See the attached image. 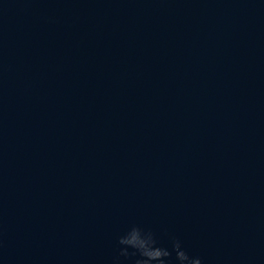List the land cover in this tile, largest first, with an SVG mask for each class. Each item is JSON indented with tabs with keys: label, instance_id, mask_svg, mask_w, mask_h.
Returning a JSON list of instances; mask_svg holds the SVG:
<instances>
[{
	"label": "water",
	"instance_id": "water-1",
	"mask_svg": "<svg viewBox=\"0 0 264 264\" xmlns=\"http://www.w3.org/2000/svg\"><path fill=\"white\" fill-rule=\"evenodd\" d=\"M133 225L264 264V0H0V264Z\"/></svg>",
	"mask_w": 264,
	"mask_h": 264
},
{
	"label": "clouds",
	"instance_id": "clouds-1",
	"mask_svg": "<svg viewBox=\"0 0 264 264\" xmlns=\"http://www.w3.org/2000/svg\"><path fill=\"white\" fill-rule=\"evenodd\" d=\"M171 250L160 246L156 234L151 229L133 225L117 238V254L112 264H125L135 258L133 264H169L175 254L177 264H202L199 256H190L181 241L170 235Z\"/></svg>",
	"mask_w": 264,
	"mask_h": 264
}]
</instances>
